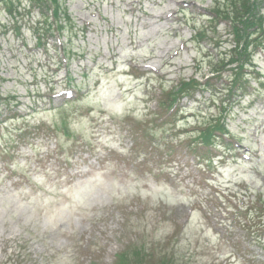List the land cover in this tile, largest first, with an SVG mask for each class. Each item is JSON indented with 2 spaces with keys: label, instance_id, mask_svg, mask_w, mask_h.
<instances>
[{
  "label": "rangeland",
  "instance_id": "rangeland-1",
  "mask_svg": "<svg viewBox=\"0 0 264 264\" xmlns=\"http://www.w3.org/2000/svg\"><path fill=\"white\" fill-rule=\"evenodd\" d=\"M44 2L0 0V264H264V43L239 101L229 71L180 91L234 48L228 0Z\"/></svg>",
  "mask_w": 264,
  "mask_h": 264
},
{
  "label": "trees",
  "instance_id": "trees-1",
  "mask_svg": "<svg viewBox=\"0 0 264 264\" xmlns=\"http://www.w3.org/2000/svg\"><path fill=\"white\" fill-rule=\"evenodd\" d=\"M33 1L36 3H45L44 1L47 0ZM48 1L56 3V9L53 8L52 10V15L55 16L60 12L58 0ZM263 6L264 0H228V8H225L228 10L225 12L224 17H226V21H228L230 34H233L235 41L234 48L224 55L223 59H221L223 64L216 67L214 71H211V76H207L203 81L199 82L194 79V81H192L193 84L189 83V81H183L180 91L186 92L188 88H197L201 86L210 87L213 85L211 80L218 77V75L214 76L215 74L221 73L222 76L224 71H229L230 73L221 80L222 84L228 86L226 87L227 90L233 92L232 98L228 99L239 101L240 99H237V97L241 98L247 94L249 90V81L247 77L257 73L255 69H250L251 67L253 68V50H256L258 46L260 47L262 43H264V37L262 40L256 37L263 31ZM37 29H40V27ZM43 32H45V30H43ZM43 32L41 31V33L38 34V37H36L37 40H41L42 37H44ZM175 99V97L171 98V101H173L172 103H175ZM171 114L172 112L170 111L168 116ZM217 119L218 117L214 118L212 122L208 119L210 122L204 125H197L192 131L197 132V135L190 138L192 141H189L188 148L193 152L195 158L211 163V152L213 148H216V140L219 138L224 139V136L230 134L227 129H224V124ZM140 259V256L136 255L132 257V255L127 252H123L117 256L119 264H132V260H138L140 263ZM142 260L144 264H153L152 261H150L151 259H147L145 256ZM159 263H162V261ZM162 264L169 263L165 261Z\"/></svg>",
  "mask_w": 264,
  "mask_h": 264
}]
</instances>
